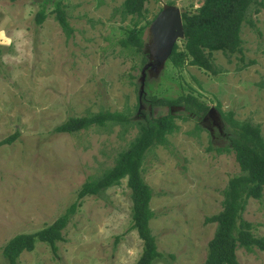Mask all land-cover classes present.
<instances>
[{"label":"rangeland","instance_id":"1","mask_svg":"<svg viewBox=\"0 0 264 264\" xmlns=\"http://www.w3.org/2000/svg\"><path fill=\"white\" fill-rule=\"evenodd\" d=\"M45 0H0V264H10L2 247L13 236L50 224L77 201L84 182L98 179L118 152L137 135L126 127L91 125L76 132H56L70 116L100 110L138 111L141 55L119 41L136 18L123 17L124 0H61L72 29L69 36L54 17V3H46V18L35 14ZM181 12H196L203 0H147L142 27L144 43L149 24L164 4ZM259 10L249 7L240 28L242 51L227 57L214 51L220 71L211 74L194 65L174 67L169 60L158 76L147 74L146 95L176 98L191 93L222 113L260 125L264 136V0ZM117 9V10H116ZM181 47V42L178 40ZM242 60V61H241ZM242 68H239V66ZM149 109V108H148ZM149 116L181 115L182 107L157 106ZM142 118V117H140ZM178 129L168 134L167 146L149 148L142 176L152 190L149 221L163 256L152 264H202L215 223L206 216L221 209L222 190L239 172L233 153H215L212 145L225 140L220 132L194 129L192 118L176 117ZM225 128V127H224ZM225 131V129H224ZM80 202V203H79ZM131 199L126 178L78 200L53 251L35 241L16 264H134L142 241L131 228ZM253 231L264 236V192L249 199L242 213ZM240 264H264V251L238 248Z\"/></svg>","mask_w":264,"mask_h":264},{"label":"trees","instance_id":"2","mask_svg":"<svg viewBox=\"0 0 264 264\" xmlns=\"http://www.w3.org/2000/svg\"><path fill=\"white\" fill-rule=\"evenodd\" d=\"M146 1L124 0L121 8L118 9L123 17L131 15L136 18L119 43L134 54L141 55V63H145L148 59L144 50V39L141 36L143 26L137 27V23L144 18ZM47 2L48 0H45L36 12V24H41L46 18ZM53 3L54 17L69 36L72 29L67 21L65 5L61 0ZM252 5H256L255 11H258L262 2L261 0H203L196 12H181L184 37L180 39L181 47L178 43L174 45L168 60L176 68L189 64L211 74H217L220 69L214 63L213 52L220 51L229 58L238 57L237 54L242 51L240 28L247 20L246 15ZM149 23L151 21H146V24ZM239 68L242 66L240 65ZM259 84L264 87V80ZM142 101L151 108L182 107V114L169 112L159 116H149L136 111V116L132 118L128 112L100 110L86 115L70 116L55 127L56 132L72 133L91 125L104 127L107 124H120L126 130V127L135 124L138 133L126 149L118 152L114 164L98 179L81 185L77 192V201L73 202L63 214L37 231L16 234L7 241L2 247V254L10 264H16V258L23 250L31 251L35 241L46 243L55 251L57 242L63 240L62 230L69 216L76 209L78 200L87 195H97L105 188L118 184L123 178H126V185L130 190L131 228L136 230L142 241L140 256L134 264H152L163 256L157 248L155 236L149 226L154 213L149 204L152 190L142 176L144 155L149 148L169 144L167 135L178 129L175 122L177 116L194 119L196 121L194 129H202L197 118L202 117L209 106L191 93L176 98H161L155 95L148 96L144 91ZM216 108L220 111L219 105ZM220 113L223 121L220 134L225 141L217 146L210 142L208 149L214 150L215 153H233L239 172L228 178L222 190L221 209L204 218L205 223H215V229L207 243L202 264H240L236 256L238 248L246 250L257 248L264 251V236L256 235L253 224L242 216L248 200L261 199L264 192V136L259 124L246 119H235L231 111L227 114L221 111ZM16 136L17 133L4 138L0 141V145L11 143Z\"/></svg>","mask_w":264,"mask_h":264},{"label":"water","instance_id":"3","mask_svg":"<svg viewBox=\"0 0 264 264\" xmlns=\"http://www.w3.org/2000/svg\"><path fill=\"white\" fill-rule=\"evenodd\" d=\"M183 23L181 11L176 5L164 4L159 12L152 19L148 28V41L144 44L147 52V62L140 70L139 90H138V111L143 107V96L145 80L148 75L158 76L165 66V62L171 55L174 45L178 40L183 39ZM151 109V106H148ZM208 118L213 119V124L219 130L223 127V121L218 109L214 106L209 107L201 121Z\"/></svg>","mask_w":264,"mask_h":264},{"label":"flooded vegetation","instance_id":"4","mask_svg":"<svg viewBox=\"0 0 264 264\" xmlns=\"http://www.w3.org/2000/svg\"><path fill=\"white\" fill-rule=\"evenodd\" d=\"M147 109H148V106H147ZM149 110V109H148ZM143 113V111L141 110L140 113ZM220 112V111H219ZM206 114V113H205ZM204 114V115H205ZM203 115V116H204ZM221 115V113H220ZM202 116V117H203ZM202 117H198L197 120L199 121V123L208 131L209 135L212 137H214V133H213V130L216 128V130H218L220 133L222 131L218 129V127L216 125L213 124V119L212 118H208L206 121H201V118ZM222 118V117H221Z\"/></svg>","mask_w":264,"mask_h":264}]
</instances>
